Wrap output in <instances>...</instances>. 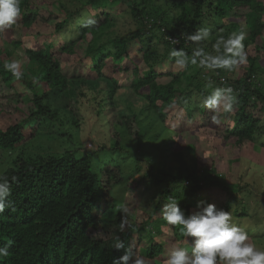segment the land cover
Wrapping results in <instances>:
<instances>
[{"label": "trees", "instance_id": "16d2710c", "mask_svg": "<svg viewBox=\"0 0 264 264\" xmlns=\"http://www.w3.org/2000/svg\"><path fill=\"white\" fill-rule=\"evenodd\" d=\"M162 1L21 0L17 22L0 32V116L25 115L7 126L0 123V175L10 181L17 178L11 183L8 206L0 213V246L12 241L9 255L0 258V264H114L124 255V248L112 249L111 241L89 234V228H100L106 219L121 223L124 217L120 210L115 211L112 195L124 179L123 133L137 138L142 129L136 104L127 97L118 99L122 86L128 84L140 94L147 104L144 111L163 124L170 126V113L180 112L183 120L173 126L179 132L209 131L213 113L201 108L199 99L210 91L209 83L230 86L235 94L233 110L225 119L219 116L217 124L225 129L223 139L233 137L238 151L247 143L264 144L259 143L263 133L258 132L264 118V92L255 82L258 74L264 73V0H183L178 3L182 14L172 26H166L164 13L151 19ZM45 6L47 12L42 9ZM125 8L139 21V31L112 38L110 30ZM52 18L57 19L55 25L50 24ZM89 19L96 23L85 26ZM199 28L209 30L208 39L199 46L210 54H216L217 40L241 30L246 33L247 62L240 76H235L238 68L201 67L199 58L197 64L189 63L195 71L193 77L186 70L158 69L159 64L174 62L170 58L173 48H183L191 57L198 45L185 41L181 33ZM34 30L41 38L37 43H25L24 36L34 35ZM172 39L179 43L173 44ZM82 41L84 54L76 71L65 72L63 58L74 53ZM136 46L139 54L132 58ZM20 47L24 54L16 56L15 49ZM251 50L256 54H250ZM125 59L130 61L128 66H123ZM12 61L20 65V78L4 67ZM88 76L109 84L99 89L83 81ZM163 76L170 80H162ZM25 103L30 104L28 112ZM84 126L92 127L91 150H82L71 139ZM63 137L72 140L71 146L61 151L50 149L52 141ZM160 161L164 157L150 165V172L139 183L145 189L168 181L162 200L140 224L134 222L120 233L126 246L131 245L146 264H166L171 244L191 249V239L183 237L178 226L168 224L159 210L170 196L189 214L197 210L200 201L215 203L229 210L233 222L245 227L250 238L264 242V182L248 180L249 167L246 172L238 168V180L231 182L226 173L218 171L215 160L204 166L196 161L193 172L183 170L182 176L160 166ZM105 199L109 201L108 216L99 205ZM248 219L254 226L244 223Z\"/></svg>", "mask_w": 264, "mask_h": 264}, {"label": "rangeland", "instance_id": "374dc122", "mask_svg": "<svg viewBox=\"0 0 264 264\" xmlns=\"http://www.w3.org/2000/svg\"><path fill=\"white\" fill-rule=\"evenodd\" d=\"M181 1L183 0H165L160 2L159 6L161 7L157 9L159 11L155 10L151 19H157L162 15L161 13H164L165 18L163 20L166 23V26H172L176 22V19L182 14V9L178 6V3ZM168 2L172 3L167 4ZM76 5H78V3H76ZM48 8L50 7L48 6ZM42 9L47 12L46 6ZM55 11L59 12V10ZM51 20L52 22L50 24L55 25L57 23L56 18H52ZM139 28L140 23L137 18L133 15H130V11L128 9L126 10L125 8L120 16L117 17L116 24L114 25L113 30H110V32H112V38L118 34L122 36H130L133 33L138 32ZM14 29L15 28L13 27V31ZM39 30L45 32L43 27L39 28ZM37 32L35 33L34 30V35H31V33L27 34L24 36L25 39L23 41L29 44L37 43V41L41 38ZM19 34V31L16 32V36ZM85 45H87V43H85ZM83 47L84 42L82 41L80 44H78L77 50H75L74 53L63 58L65 72L72 73L76 71L78 61L84 54ZM138 48L139 46L135 47L136 52L133 54L132 58H135L139 54ZM23 50V47L15 49L16 56H22L24 54ZM250 54L256 53L255 51L251 50ZM24 58L25 57H23V59ZM129 63L130 61L125 59L123 61V66H128ZM190 64L184 68H180L179 66L175 65L174 62L168 61L164 63V65L159 64L158 69L162 70L163 72L168 70H186L193 77L195 71L193 68H190ZM245 65L246 63L238 67V69L235 71V76L238 77L241 75V69ZM126 75L128 78L129 75ZM120 78H123V76L120 75ZM162 80L169 81L170 77L163 76ZM255 80L256 85H258V87H260L264 92V73L261 72L258 74ZM83 81L89 85L96 86L99 89H102L104 86H108L109 84L108 81L100 80L99 78H94L93 76H88L84 78ZM192 88L193 81H191L190 85V89ZM118 93V99L123 100L127 97L136 104V107L140 110L138 121L140 122V128L142 129L140 136L137 138L130 136L127 132L123 133V145L126 151H123L122 154L124 168L122 174L124 179L122 183L116 185L112 190V195L114 197V203L116 206V210H114L120 212L118 210V206L120 208L126 207L128 209V213L125 214L122 212L124 215L123 220L127 221L123 232L127 231L128 226L134 222L140 224V222L144 220L146 214H151L157 208V203L162 200V191L166 188L168 181L163 182L161 185L149 186L145 189L144 186H141L139 183V180H141L145 174L150 172V165L155 164L156 159L161 160L164 157V161H160L159 165L166 167L171 173L174 172V175L182 176L181 171H187V169H189V171L186 172L187 174L193 172L196 161H200L199 166H204L208 163L207 161H211V163H213V160H215L217 161L218 171L226 173L229 176L228 178L231 182L238 180L239 169H241L240 172H242L245 171L247 167H249V171H247V174L249 175L247 176L248 180L256 179L260 182H264V177L260 175L264 174V144L261 146L260 144L254 145L253 143H247L244 145L242 151H238L235 148L233 137L229 140L223 139L222 135L224 134L223 130L225 129H223L222 126L214 123L210 125V129L207 132L203 128H195L192 131L186 132H179L178 130L176 131L173 126L178 125L183 120L180 112H177L176 115H174V112L170 113V117L167 120V123L169 122V125L171 126L170 127L167 124H163L161 121H157L151 112L144 111V109L147 107L146 101L128 84L127 86H122ZM29 105L30 104L25 103L24 110L26 112L31 109ZM119 108L120 106L118 109H115L116 113L119 111ZM121 108L127 109L125 105H122ZM125 112L127 113V110ZM229 114L230 113L221 112L219 116L224 115L223 118L225 119V117H228ZM197 115L199 114L197 113ZM24 116V114L21 116L16 114L10 119L2 115L0 116V123L2 122L7 126L12 122L21 121ZM194 126H198V123ZM217 126H219V129H217ZM91 130L92 127L90 128V126H84L81 129V133L74 134L71 139L82 146V150H91L94 146L92 141H90ZM258 132L263 133V136L259 139V143H261L264 141V118L259 124ZM30 133L31 130H29V134ZM88 134L89 137H87ZM173 134L174 141L171 139ZM71 139H69V137H63L61 139L54 140L49 144V147L50 149L56 151L65 150L71 146ZM168 145H170L169 151L167 150ZM217 155H220L221 157L217 159ZM230 170L232 171L230 172ZM252 173H254L255 176H253ZM215 191L219 192L217 189H215ZM255 198L257 200L261 199L258 196ZM108 202V199H105L101 204H99L103 205L100 206V209L101 212L104 210V214L106 212V216L109 214V209L106 207ZM108 205H113V203L111 202ZM161 209L162 208L159 210ZM262 215L259 217L261 221H263ZM113 217L115 218V216ZM110 222L111 221L109 219H106V221L100 225V228H89V234L96 239L103 238L104 240H109L113 244L115 236H120V233L123 232H119L120 222ZM244 223H246L247 226H254L253 220L249 221L248 219ZM104 224H108V226L103 227L102 225ZM136 232H138V230ZM249 240L257 247L264 248V242L260 243L258 240H254L250 237ZM175 246L177 245L171 244L170 249Z\"/></svg>", "mask_w": 264, "mask_h": 264}, {"label": "clouds", "instance_id": "9594fccd", "mask_svg": "<svg viewBox=\"0 0 264 264\" xmlns=\"http://www.w3.org/2000/svg\"><path fill=\"white\" fill-rule=\"evenodd\" d=\"M21 15V0H0V32L11 28ZM96 21L89 19L85 26L93 25ZM207 28H199L194 33L182 32L181 36L185 41L193 42L198 46L192 49L191 57L183 48H173L170 58H174L175 65L180 68L186 67L189 63L195 65L198 62L201 67L208 69H225L233 71L240 65L247 62V54L243 41L246 33L241 30L233 33L227 39L217 40L214 51L210 54L201 46V42L209 37ZM172 43H179V40L172 39ZM6 69L14 76L20 78L22 72L16 61L6 63ZM210 91L199 99L201 108L210 110L212 122L219 124L221 112L228 113L233 110L235 94L232 87H214L211 83L207 85ZM13 176L11 181L7 176L0 175V213L8 206L7 200L11 196V183L16 181ZM118 210L128 213L126 207ZM163 219L168 224L178 226L180 234L191 239L190 251L183 246L173 247L166 259V264H264V248H259L249 240L248 231L242 225L232 220L229 210L219 208L215 203L200 201L197 210L190 214L182 209L179 201L169 197L161 209ZM127 221L122 220L119 225V232H123ZM12 241L9 240L0 246V258L9 255ZM112 249H125L124 255L118 257L114 264H146L145 260L132 251V246H126L125 242L116 235Z\"/></svg>", "mask_w": 264, "mask_h": 264}]
</instances>
